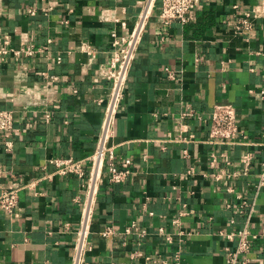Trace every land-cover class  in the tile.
<instances>
[{
    "label": "crops",
    "instance_id": "0c3cea01",
    "mask_svg": "<svg viewBox=\"0 0 264 264\" xmlns=\"http://www.w3.org/2000/svg\"><path fill=\"white\" fill-rule=\"evenodd\" d=\"M145 1L0 0V45L5 32L14 47L48 45L33 56L0 58V109L14 113L11 149L0 134V189L37 181L20 192L14 218L0 212V264H76L88 176L61 175L50 160L95 151L106 108L98 100L108 99L112 85L102 73L111 32L130 35ZM254 5L261 8L262 0H202L193 19L165 25L161 0L155 2L110 139L117 158L133 160V173L123 183L101 181L81 264H228L225 248L235 250L238 240L224 234L246 226L259 236L238 264H264V186L256 187L264 172V100L255 94L264 86V13L246 36L231 22ZM226 103L237 108L244 145L210 136V114ZM189 105L203 115L184 122L192 139L167 141ZM245 151L254 154L249 174L215 179ZM179 231L181 240L166 241Z\"/></svg>",
    "mask_w": 264,
    "mask_h": 264
},
{
    "label": "built area",
    "instance_id": "2783aa9c",
    "mask_svg": "<svg viewBox=\"0 0 264 264\" xmlns=\"http://www.w3.org/2000/svg\"><path fill=\"white\" fill-rule=\"evenodd\" d=\"M157 0H146L136 22L135 28L128 36H119L116 30L111 32V56L108 66L103 69V75L112 82L110 88V94L108 99L101 98L99 103L106 104L105 117L102 124V130L99 136L98 144L89 157L86 159H75L72 157L66 158H52L50 163L56 166V172L61 175L75 174L79 177L88 176L86 184V195L83 201V219L78 228L79 242L76 251V264L82 263V248L84 241L88 233V227L92 220L94 212V204L96 195L99 190V185L105 176L111 183H123L132 175L133 160L130 157L119 159L116 157L114 148L110 146V139L113 136L114 122L117 116V112L120 106V102L124 96L125 86L128 80V76L133 64L134 58L137 53L139 40L147 25L148 19L151 14L153 5ZM202 0H161V9L159 13L160 21L168 25L174 21H180L186 23L193 19L192 11L201 4ZM234 10H240L239 4H234ZM32 14L36 13V10L30 9ZM264 13V0H262L261 8L259 6H251L246 10L240 11L232 22V29L237 35L246 36L249 35L255 28V19L260 14ZM52 39L49 40V43ZM48 48L47 46H38L35 42L27 43L21 47L12 46V36L9 32L3 34V41L0 45V58H5L9 54L15 56H33L38 52H43ZM60 60V57L58 58ZM168 76L172 79L176 78V73L171 68H166ZM54 80L58 79V76H52ZM77 92V90H75ZM254 93V91H253ZM257 96L264 100V86L260 88L258 92H255ZM158 117V114H154ZM238 111L233 103L217 104L214 106L210 117V136L217 142L235 143L241 140L244 145L246 135L243 134L238 123ZM46 119H51V114H46ZM196 117L198 120L203 119V115L193 106L189 105L187 109L180 112L178 117L179 128L177 134L170 132L167 141H171L172 138L178 141H190L193 135L183 134L182 127L187 118ZM14 130V113L9 109H0V134L4 139L5 146L9 150L13 147L12 132ZM176 136V137H174ZM264 136V130H263ZM184 156L188 157L189 152L184 150ZM221 156H226V153H222ZM147 157V156H145ZM211 165L216 166L219 160V156L212 152L210 155ZM254 162V154L251 151H245L236 160H228L227 164L234 169H222L219 173L214 174L216 180L221 181L224 177L230 179H236L243 173L249 174L251 166ZM241 165L243 170H239L234 167L235 164ZM264 166V162L262 163ZM88 170V171H87ZM193 168L190 167L189 174L193 173ZM36 180L30 183H23L19 181L13 182L8 188L0 189V212L6 213L11 218H14L20 201V192L26 188H34ZM264 186V172L260 178V181L256 185L257 190ZM242 198V194L237 196ZM243 201L240 207L243 211ZM232 207V204H229ZM186 214L185 211L181 212L180 216L174 219V223L180 224V218ZM71 224L67 222L65 224L66 229L70 228ZM111 227H108L102 234L108 236L111 233ZM184 231L177 233L166 234V241L169 243L175 242L176 239L181 240ZM223 234V233H222ZM224 236L229 241L238 240V247L233 250L230 246H226V256L228 264H238L240 257L244 256L251 248L254 240L259 236L257 233H253L249 226L243 229H234ZM150 259V257H147ZM87 264V263H85Z\"/></svg>",
    "mask_w": 264,
    "mask_h": 264
}]
</instances>
